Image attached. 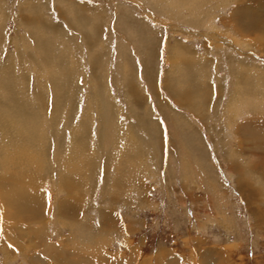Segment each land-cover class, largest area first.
<instances>
[{
  "label": "rangeland",
  "instance_id": "1",
  "mask_svg": "<svg viewBox=\"0 0 264 264\" xmlns=\"http://www.w3.org/2000/svg\"><path fill=\"white\" fill-rule=\"evenodd\" d=\"M0 264H264V0H0Z\"/></svg>",
  "mask_w": 264,
  "mask_h": 264
},
{
  "label": "bare ground",
  "instance_id": "2",
  "mask_svg": "<svg viewBox=\"0 0 264 264\" xmlns=\"http://www.w3.org/2000/svg\"><path fill=\"white\" fill-rule=\"evenodd\" d=\"M254 18H255V16H254ZM246 20H247V19H246ZM248 21H249V20H248ZM240 22H241V21H240ZM243 22H245V21H243ZM246 22H247V21H246ZM249 22H251V20H250ZM245 24H246V23H245ZM246 26H248V25H246ZM239 27H240V26H239ZM9 184H10V185H9V189H13V187H14V189H17L15 186L18 185V186H17L18 188H19V186H20V184H18V183H13L12 181H10ZM23 189H24V187H21L20 189H17V190H18V191H21V192L23 193V192H25V191H23ZM17 193H18V192H17ZM16 195H17V194H16ZM28 196H29V195H28ZM30 197H31V196H30ZM31 198H32V197H31ZM29 200H30V199H29ZM29 200H28V201H29ZM32 200H33V199H32ZM6 202H7L6 205H10L11 203H15V200H13V199H11V200H10V199H7ZM12 205H13V204H12ZM12 205H10L9 207H11ZM32 208H33V207H32ZM31 210H32V209H31Z\"/></svg>",
  "mask_w": 264,
  "mask_h": 264
}]
</instances>
